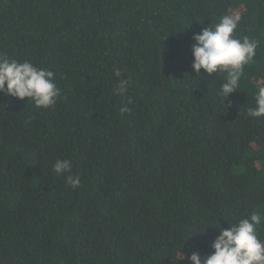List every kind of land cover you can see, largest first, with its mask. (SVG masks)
Masks as SVG:
<instances>
[{"label":"trees","instance_id":"trees-1","mask_svg":"<svg viewBox=\"0 0 264 264\" xmlns=\"http://www.w3.org/2000/svg\"><path fill=\"white\" fill-rule=\"evenodd\" d=\"M234 14L258 46L224 102L226 73L196 77L189 45ZM0 53L60 89L49 108L0 93V264H188L181 247L203 259L219 227L264 216V116L247 111L264 0H0Z\"/></svg>","mask_w":264,"mask_h":264},{"label":"clouds","instance_id":"clouds-1","mask_svg":"<svg viewBox=\"0 0 264 264\" xmlns=\"http://www.w3.org/2000/svg\"><path fill=\"white\" fill-rule=\"evenodd\" d=\"M240 20L239 14L225 15L214 27L209 24L199 33H194L189 45L191 68L196 77L201 75V70L210 76L226 73L218 91L224 102L229 94L237 91L244 66L255 57L258 46L255 40L248 37L242 40L234 38V30ZM113 74L117 78L114 94L124 96L130 81L120 79L123 73L119 69H114ZM0 93L19 100L31 99L36 107L49 108L56 104L60 89L55 83L53 71L37 67L30 61L9 59L6 54L0 53ZM131 103L129 98L128 104ZM128 111L130 109L127 106L120 108L121 113ZM247 111L252 118L264 116V87L256 92L255 106L249 107ZM71 163L70 159H57L52 171L57 176L71 173ZM66 182L75 189L80 184V178L67 175ZM262 221L264 216L254 212L227 228L219 227L218 235L212 241L210 254L202 259L197 251H192L185 257L181 247L180 259L177 261L187 259L188 264H264V243L257 235ZM206 228L208 227H204L202 232Z\"/></svg>","mask_w":264,"mask_h":264}]
</instances>
